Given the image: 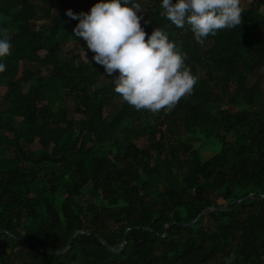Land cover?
<instances>
[{
	"label": "trees",
	"instance_id": "obj_1",
	"mask_svg": "<svg viewBox=\"0 0 264 264\" xmlns=\"http://www.w3.org/2000/svg\"><path fill=\"white\" fill-rule=\"evenodd\" d=\"M85 1L87 11L97 2ZM79 2L0 0L11 44L0 73V264H264V0L202 43L160 15V0H137L145 39L166 32L197 77L156 114L126 103L118 72L92 61L65 15ZM62 42L89 60L60 61ZM125 230L120 252L99 241L118 249Z\"/></svg>",
	"mask_w": 264,
	"mask_h": 264
},
{
	"label": "clouds",
	"instance_id": "obj_2",
	"mask_svg": "<svg viewBox=\"0 0 264 264\" xmlns=\"http://www.w3.org/2000/svg\"><path fill=\"white\" fill-rule=\"evenodd\" d=\"M159 7L160 15L177 28L188 25L198 43L217 30L241 24L240 0H160ZM142 13L137 0H97L87 12L65 10L78 21L73 33L94 53L92 61L109 76L118 72L112 79L114 92L136 110L156 114L191 94L197 77L185 64L187 54L166 32L157 27L145 39ZM10 47L9 39L0 35V73Z\"/></svg>",
	"mask_w": 264,
	"mask_h": 264
},
{
	"label": "rangeland",
	"instance_id": "obj_3",
	"mask_svg": "<svg viewBox=\"0 0 264 264\" xmlns=\"http://www.w3.org/2000/svg\"><path fill=\"white\" fill-rule=\"evenodd\" d=\"M36 4H38V0H33ZM144 3V0H141ZM250 4V0H240V7L244 8L247 7ZM142 11L144 12V8L143 6H141ZM73 11H75L76 13H79L81 11H87V4L85 0H80V2L76 5L73 6V8L71 9ZM140 14V13H138ZM143 14V13H142ZM38 23V22H37ZM264 34V33H263ZM75 53H79L80 54V59L81 61H88L89 60V55L80 47V46H75L72 43H66V42H62L59 46V49L57 51V57L59 58L60 61H63L65 59H67L70 55L75 54ZM42 55V54H41ZM23 67V65L21 64L19 66V70H21ZM43 72V71H42ZM252 81H250L251 83ZM26 88V85L24 86V89ZM260 88H261V92H262V98L264 100V82L260 83ZM68 113L71 117L78 119V115H72L71 114V106L68 107ZM230 136H228L229 138ZM138 145H140L141 147H144L145 144V140L139 139L138 140ZM37 145L32 146L31 148L34 149L36 148ZM202 155L205 158H209L212 153L211 152H203Z\"/></svg>",
	"mask_w": 264,
	"mask_h": 264
},
{
	"label": "water",
	"instance_id": "obj_4",
	"mask_svg": "<svg viewBox=\"0 0 264 264\" xmlns=\"http://www.w3.org/2000/svg\"><path fill=\"white\" fill-rule=\"evenodd\" d=\"M250 196H251V195H247L246 197H244V198L238 200V202H240L241 200H244V199H248V198H250ZM216 209H217V210H221L222 208H216ZM212 210H213L212 208H205L204 210H202V211L196 216V218H195L194 220H192V221L189 222V223L182 224V225H183V226H191V225H193V224H194V223H195V222H196L201 216H204V215L208 214V213H209L210 211H212ZM166 229H167V226L164 227V232H166ZM126 231H127V230L124 231V234H123V237H122V243L120 244V246H119L118 249H115V250L112 249L111 247H109L108 245H106L105 242H104V240L101 239V238H99V241H100L101 244L106 248V250L111 251V252H115V253L120 252L121 249L123 248V245L125 244V235H126ZM79 233H82V231H76V232L74 233V235L72 236V238H73L76 234H79ZM164 235H165V234H164ZM70 246H71V241L67 244V246H66L64 249L59 250V251H54V252H47V253L50 254V255L63 254V253H65V252H67V251L69 250Z\"/></svg>",
	"mask_w": 264,
	"mask_h": 264
}]
</instances>
